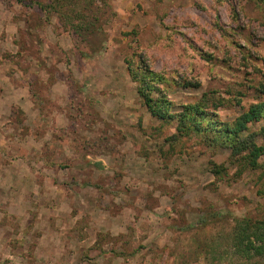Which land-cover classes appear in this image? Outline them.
<instances>
[{
	"label": "rangeland",
	"instance_id": "1",
	"mask_svg": "<svg viewBox=\"0 0 264 264\" xmlns=\"http://www.w3.org/2000/svg\"><path fill=\"white\" fill-rule=\"evenodd\" d=\"M49 1L0 0V264H264L232 247L264 168L153 116L126 63L231 123L264 103V0H106L86 38Z\"/></svg>",
	"mask_w": 264,
	"mask_h": 264
},
{
	"label": "trees",
	"instance_id": "2",
	"mask_svg": "<svg viewBox=\"0 0 264 264\" xmlns=\"http://www.w3.org/2000/svg\"><path fill=\"white\" fill-rule=\"evenodd\" d=\"M53 1L60 4L59 7H52L58 18L77 36L86 38L101 28L99 15L106 6V0ZM33 2L42 11L47 10L39 1ZM126 63L132 79L137 82L139 97L153 116L166 122L175 120L176 130L180 134H203L207 132L206 129L212 132L217 126L223 146L230 151V155L238 158L243 169L264 168V143H257L255 133L249 130L250 123L264 116V103L251 105L231 123L214 125L213 115H206L204 104L181 105L180 111H172V103L158 85L164 77L147 67H134L130 61ZM203 118L207 119L209 127L203 123ZM232 238V247L238 255L249 258L256 254L264 257V213L255 219L246 216L241 218Z\"/></svg>",
	"mask_w": 264,
	"mask_h": 264
}]
</instances>
